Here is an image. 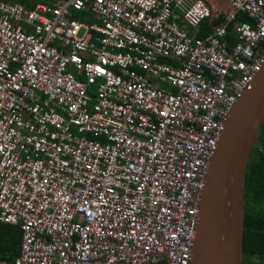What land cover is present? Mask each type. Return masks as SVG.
<instances>
[{
    "label": "built area",
    "instance_id": "1",
    "mask_svg": "<svg viewBox=\"0 0 264 264\" xmlns=\"http://www.w3.org/2000/svg\"><path fill=\"white\" fill-rule=\"evenodd\" d=\"M223 1L199 36L206 0H0V221L21 231L0 264H191L209 159L264 63V0Z\"/></svg>",
    "mask_w": 264,
    "mask_h": 264
},
{
    "label": "water",
    "instance_id": "2",
    "mask_svg": "<svg viewBox=\"0 0 264 264\" xmlns=\"http://www.w3.org/2000/svg\"><path fill=\"white\" fill-rule=\"evenodd\" d=\"M264 122V63L228 115L209 159L191 264H243L244 180Z\"/></svg>",
    "mask_w": 264,
    "mask_h": 264
},
{
    "label": "trees",
    "instance_id": "3",
    "mask_svg": "<svg viewBox=\"0 0 264 264\" xmlns=\"http://www.w3.org/2000/svg\"><path fill=\"white\" fill-rule=\"evenodd\" d=\"M209 15L202 20L197 35L204 36L222 23L232 9L223 0H206ZM242 19V18H241ZM244 19V16H243ZM231 26L228 28L230 32ZM234 41L230 38L229 43ZM243 264L264 262V122L249 152L244 189ZM21 231L18 226L0 221V262H13L19 254ZM163 264H166L165 262Z\"/></svg>",
    "mask_w": 264,
    "mask_h": 264
},
{
    "label": "rangeland",
    "instance_id": "4",
    "mask_svg": "<svg viewBox=\"0 0 264 264\" xmlns=\"http://www.w3.org/2000/svg\"><path fill=\"white\" fill-rule=\"evenodd\" d=\"M190 30H192L193 28H190V27H188ZM255 144V143H254Z\"/></svg>",
    "mask_w": 264,
    "mask_h": 264
}]
</instances>
